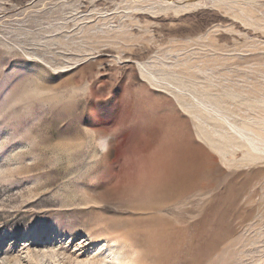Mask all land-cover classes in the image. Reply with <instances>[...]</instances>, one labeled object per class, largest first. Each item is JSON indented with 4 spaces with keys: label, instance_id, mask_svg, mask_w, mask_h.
Segmentation results:
<instances>
[{
    "label": "rangeland",
    "instance_id": "374dc122",
    "mask_svg": "<svg viewBox=\"0 0 264 264\" xmlns=\"http://www.w3.org/2000/svg\"><path fill=\"white\" fill-rule=\"evenodd\" d=\"M126 119L160 135L121 161ZM106 248L264 264V0H0V264Z\"/></svg>",
    "mask_w": 264,
    "mask_h": 264
},
{
    "label": "snow or ice",
    "instance_id": "6c2138e0",
    "mask_svg": "<svg viewBox=\"0 0 264 264\" xmlns=\"http://www.w3.org/2000/svg\"><path fill=\"white\" fill-rule=\"evenodd\" d=\"M36 95L35 92H26L16 103L27 105L29 97H35ZM159 135V129L150 125L145 119H126L114 133V142L118 141L121 145V161L124 157H131L139 151L151 148ZM115 155L116 153L113 152L111 158L114 159ZM100 179H103V177H100Z\"/></svg>",
    "mask_w": 264,
    "mask_h": 264
},
{
    "label": "bare ground",
    "instance_id": "6f19581e",
    "mask_svg": "<svg viewBox=\"0 0 264 264\" xmlns=\"http://www.w3.org/2000/svg\"><path fill=\"white\" fill-rule=\"evenodd\" d=\"M177 129V128H176ZM186 145V144H185ZM184 145V146H185ZM190 148V147H189ZM179 150V149H178ZM181 150V149H180ZM190 150V149H189ZM172 151V150H171ZM182 151V150H181ZM192 151V150H191ZM190 151V152H191ZM186 152V151H185ZM163 153V152H162ZM179 153V152H178ZM187 154H190V153H188L187 152ZM192 154V153H191ZM165 155V154H164ZM178 156V155H177ZM191 156H193V155H189V159L191 160ZM168 157V156H167ZM176 158V157H175ZM185 159H187L186 157H185ZM174 160V159H173ZM177 160V159H176ZM189 160V162H191ZM179 161H181V160H179ZM179 161H177L178 163L177 164H179ZM187 161V160H186ZM186 161H184V162H186ZM181 162H183V159H182V161ZM183 162V163H184ZM169 164H168V162L166 161V160H162L161 161V163H159V165L156 167V168H153L154 170H153V173L156 171H158V169H161V171H162V169H165V170H167L169 167ZM179 167H180V165H179ZM173 169V168H172ZM152 170V169H151ZM164 171V170H163ZM155 172V173H156ZM168 173V170L167 171H165V172H161V173ZM159 174V173H158ZM172 174V173H171ZM166 175V174H165ZM173 175H174V177H175V174L173 173ZM173 175H172V177H173ZM152 176V175H151ZM156 176V175H155ZM154 176V177H155ZM160 176H162L161 174H160ZM168 176L170 177V174L168 175H166V179H168ZM150 177V176H149ZM148 177V178H149ZM174 177H173V180H174ZM177 177H179V176H177ZM153 178V177H152ZM152 178H150V179H152ZM159 179V178H158ZM161 179H162V177H161ZM177 179V178H176ZM107 249V248H106ZM106 253H107V255L104 257V261H103V264H113V261H117L118 260V258L117 257H114L115 255L117 256V254H115V252L114 251H111V250H106Z\"/></svg>",
    "mask_w": 264,
    "mask_h": 264
}]
</instances>
